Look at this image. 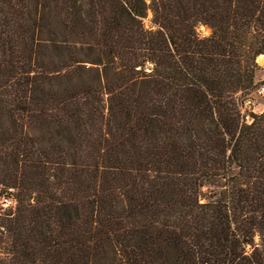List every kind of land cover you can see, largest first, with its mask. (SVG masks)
<instances>
[{
    "label": "trees",
    "instance_id": "obj_1",
    "mask_svg": "<svg viewBox=\"0 0 264 264\" xmlns=\"http://www.w3.org/2000/svg\"><path fill=\"white\" fill-rule=\"evenodd\" d=\"M261 54L264 0H0V264H264Z\"/></svg>",
    "mask_w": 264,
    "mask_h": 264
},
{
    "label": "built area",
    "instance_id": "obj_2",
    "mask_svg": "<svg viewBox=\"0 0 264 264\" xmlns=\"http://www.w3.org/2000/svg\"><path fill=\"white\" fill-rule=\"evenodd\" d=\"M253 93L258 95H264V83L260 84ZM252 93V94H253ZM252 94L246 95L241 102L240 112L243 120L250 121V112L253 107V96ZM17 205L16 191L14 187L4 186L0 184V212L5 210L14 209Z\"/></svg>",
    "mask_w": 264,
    "mask_h": 264
},
{
    "label": "rangeland",
    "instance_id": "obj_3",
    "mask_svg": "<svg viewBox=\"0 0 264 264\" xmlns=\"http://www.w3.org/2000/svg\"><path fill=\"white\" fill-rule=\"evenodd\" d=\"M149 16L145 19L146 23L149 22ZM197 31L199 32L200 35H208L210 32V29L203 24L197 25ZM264 54H261L257 57V63H258V71H256V81H257V86L260 84L264 83ZM253 107L251 110L252 113H259L263 111L264 109V95H258L257 93H253ZM235 171V169L233 170Z\"/></svg>",
    "mask_w": 264,
    "mask_h": 264
},
{
    "label": "bare ground",
    "instance_id": "obj_4",
    "mask_svg": "<svg viewBox=\"0 0 264 264\" xmlns=\"http://www.w3.org/2000/svg\"><path fill=\"white\" fill-rule=\"evenodd\" d=\"M264 59V57L262 58V60Z\"/></svg>",
    "mask_w": 264,
    "mask_h": 264
},
{
    "label": "crops",
    "instance_id": "obj_5",
    "mask_svg": "<svg viewBox=\"0 0 264 264\" xmlns=\"http://www.w3.org/2000/svg\"><path fill=\"white\" fill-rule=\"evenodd\" d=\"M264 109V108H263Z\"/></svg>",
    "mask_w": 264,
    "mask_h": 264
}]
</instances>
